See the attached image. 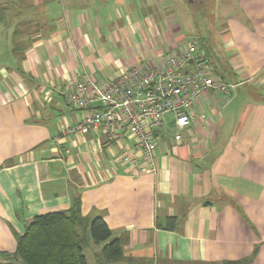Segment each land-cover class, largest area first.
Instances as JSON below:
<instances>
[{"label": "crops", "instance_id": "obj_1", "mask_svg": "<svg viewBox=\"0 0 264 264\" xmlns=\"http://www.w3.org/2000/svg\"><path fill=\"white\" fill-rule=\"evenodd\" d=\"M184 1L0 0V254L79 201L123 243L108 264H264V0H218L221 44L198 40L238 93H209L179 142L162 130L157 174L123 168L102 131L66 133L80 112L62 90L77 76L107 83L186 48Z\"/></svg>", "mask_w": 264, "mask_h": 264}, {"label": "built area", "instance_id": "obj_2", "mask_svg": "<svg viewBox=\"0 0 264 264\" xmlns=\"http://www.w3.org/2000/svg\"><path fill=\"white\" fill-rule=\"evenodd\" d=\"M211 71L200 41L194 39L165 62L140 61L107 83L81 74L62 90L68 105L80 112L66 133L102 131L108 148L120 150L116 162L123 168L138 176L157 174L162 130H175L179 142L209 93H217L224 104L236 96L239 85L216 79Z\"/></svg>", "mask_w": 264, "mask_h": 264}, {"label": "trees", "instance_id": "obj_3", "mask_svg": "<svg viewBox=\"0 0 264 264\" xmlns=\"http://www.w3.org/2000/svg\"><path fill=\"white\" fill-rule=\"evenodd\" d=\"M95 244H104L101 264L115 263L123 257L124 248L103 217L90 222L81 214L77 201L68 212H53L36 216L18 238L14 254L2 252L0 264H88L84 253L87 228ZM255 255L229 264H252Z\"/></svg>", "mask_w": 264, "mask_h": 264}, {"label": "rangeland", "instance_id": "obj_4", "mask_svg": "<svg viewBox=\"0 0 264 264\" xmlns=\"http://www.w3.org/2000/svg\"><path fill=\"white\" fill-rule=\"evenodd\" d=\"M200 1L203 4L201 5V8L200 6L198 7L197 5L196 8H193L190 3H187L188 2L187 0V2L186 1L183 2V6L179 10L180 13L178 14V19L180 21V27L183 31L182 38H187V40L189 41L197 38L201 41L200 38L203 37V39L207 41L208 40L207 38L216 36L218 37L216 38L217 41L215 42L217 46V43L221 44L222 41V39H220L219 34L222 32L221 29L224 28L225 25L224 13L219 11L218 0H200ZM195 3L198 4V2ZM207 27L210 28L211 30L213 29L212 35L209 33V31L206 30ZM201 42L204 44L203 41ZM18 56L21 57L17 53L16 57L18 58ZM224 58L225 61H227L226 56ZM2 59L3 57L0 55V60ZM211 68H212L211 75L214 78L219 80L227 79L225 73L220 75L221 72L219 68H217L218 70H216L215 68H213V65H211ZM170 132L171 134L175 135L174 130ZM102 246L103 244L97 245L93 242L90 236V229L88 228L87 237H86V246L84 251L88 260V264H99L101 262L99 261L98 257L102 255V251H101ZM123 258L124 257L119 259V261H122ZM130 264H135V263H130Z\"/></svg>", "mask_w": 264, "mask_h": 264}, {"label": "bare ground", "instance_id": "obj_5", "mask_svg": "<svg viewBox=\"0 0 264 264\" xmlns=\"http://www.w3.org/2000/svg\"><path fill=\"white\" fill-rule=\"evenodd\" d=\"M201 46V45H200ZM202 49V48H201ZM207 59H208V57H207ZM209 61V60H208ZM209 63H210V61H209ZM224 80V79H223ZM224 81H226V80H224ZM227 82V81H226ZM228 83H230V82H228ZM234 84V83H233ZM237 93H238V91H237Z\"/></svg>", "mask_w": 264, "mask_h": 264}, {"label": "flooded vegetation", "instance_id": "obj_6", "mask_svg": "<svg viewBox=\"0 0 264 264\" xmlns=\"http://www.w3.org/2000/svg\"><path fill=\"white\" fill-rule=\"evenodd\" d=\"M188 1H189V2H190V1H192V2L194 1V3H195L196 0H188Z\"/></svg>", "mask_w": 264, "mask_h": 264}]
</instances>
